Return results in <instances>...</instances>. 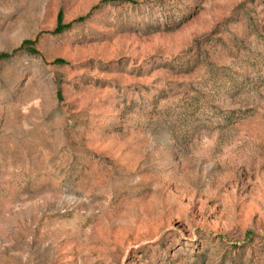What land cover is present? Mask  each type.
<instances>
[{"label":"rangeland","instance_id":"rangeland-1","mask_svg":"<svg viewBox=\"0 0 264 264\" xmlns=\"http://www.w3.org/2000/svg\"><path fill=\"white\" fill-rule=\"evenodd\" d=\"M0 55V264H264V0H0Z\"/></svg>","mask_w":264,"mask_h":264},{"label":"trees","instance_id":"trees-1","mask_svg":"<svg viewBox=\"0 0 264 264\" xmlns=\"http://www.w3.org/2000/svg\"><path fill=\"white\" fill-rule=\"evenodd\" d=\"M64 27L63 26H61V25H58V28H57V30H62ZM3 56H6V55H0V58L1 57H3Z\"/></svg>","mask_w":264,"mask_h":264}]
</instances>
